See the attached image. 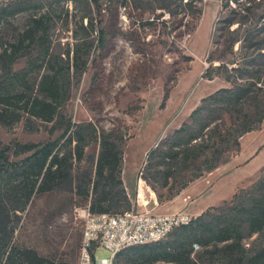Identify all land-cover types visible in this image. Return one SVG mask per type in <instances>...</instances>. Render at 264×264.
<instances>
[{
	"label": "rangeland",
	"instance_id": "374dc122",
	"mask_svg": "<svg viewBox=\"0 0 264 264\" xmlns=\"http://www.w3.org/2000/svg\"><path fill=\"white\" fill-rule=\"evenodd\" d=\"M14 1L17 0H0V6ZM186 1L179 2L177 16L157 10L156 16L161 18L155 20L154 25L146 26L142 23L153 20L154 15L146 12L141 19L140 10L135 8L136 4L141 5L138 0L127 7L119 5L110 51L102 54L95 42L87 66L77 75L74 69L75 48L89 45V41L97 36L84 19L89 13L88 4L85 0H45L38 13L48 12L54 20L51 38L55 66L61 72L65 87L71 84L70 98L53 122L23 114L21 120L13 125L0 123V147L11 146V159L20 160L26 154H16L15 144H41L56 140L71 120L74 124L71 132L77 131L78 134L76 141L66 148L75 149L86 143L85 155L81 162L74 161L73 189L63 186L37 193L28 209L20 213L14 237L16 245L33 248L57 262L78 264L85 225L82 211L90 206L92 196L79 195L77 187L80 185L82 190H92L85 175H95L104 134L115 141L123 153L122 178L132 203L128 211L143 210L138 204L141 179L145 182L144 190L148 197L155 196L159 203L154 212H186L197 217L192 207L198 196L207 194L212 197L205 210L221 207L232 200L234 194H230L233 190L237 192L249 187L264 172V165L246 164L252 150L264 141L263 124L259 130L241 138L240 149L224 154L217 169L195 179L183 189L186 179L200 172L205 157L217 149L221 139L210 130L204 143L208 148L203 152L196 151L199 157L192 158L185 166V147L171 150L173 135L189 120L204 97L221 88L232 87L223 76H216L213 80L204 76L210 65L220 63L217 59L209 62L210 55L237 61L233 66L239 64L243 68L260 70L264 82V0H198L196 6L201 14L196 17L185 14ZM36 11L20 12L1 24L0 43L6 46L18 42L28 27L30 16ZM234 40L236 43L231 52L229 47ZM24 65L23 60L16 69ZM167 91L170 97L162 107ZM256 107L264 109V92L255 105L251 104L245 110L255 111ZM242 119V112L224 114L219 122L220 130L229 131ZM64 142L65 139L62 144ZM157 147L164 151L162 154L183 152L176 158H164L158 154L149 164L150 153ZM262 157L264 160V151ZM161 161L163 164L159 167L157 163ZM156 169L173 174L167 186L164 180L156 178ZM258 170L261 173H257ZM193 185L197 197L187 194V189ZM135 192L136 197H133ZM178 196L180 201L175 200ZM113 211L127 210L120 207ZM172 239L170 235L164 242ZM263 242L259 234L244 240L251 253L258 250ZM221 246L215 254L196 253L194 261L197 264H228ZM110 255L104 248L97 252L98 258Z\"/></svg>",
	"mask_w": 264,
	"mask_h": 264
},
{
	"label": "trees",
	"instance_id": "16d2710c",
	"mask_svg": "<svg viewBox=\"0 0 264 264\" xmlns=\"http://www.w3.org/2000/svg\"><path fill=\"white\" fill-rule=\"evenodd\" d=\"M89 13L84 16L89 29L97 36L74 50V69L79 75L87 66L93 54V45L97 42V50L102 54L110 51L115 38L114 28L119 18L118 7H127L136 0H85ZM198 0H187L184 4L185 14L196 17L201 14L196 6ZM45 0H17L0 6V25L10 17L23 11L36 9L29 18V24L18 42L4 45L0 43V123L13 125L26 114L31 118H39L53 122L61 113V108L69 100L71 84L64 85L61 72L57 70L56 56L53 53L51 30L54 20L51 15L38 13ZM141 19L146 12H152L153 20L142 25H154L157 10H164L172 17L178 15L179 2L184 0H138ZM182 4V3H181ZM190 33V32H189ZM236 40L230 44L231 52ZM219 60L218 65H210L204 76L213 80L223 76L232 87L221 88L204 97L201 104L193 110L189 120L175 131L173 148L185 147L183 152L185 166L192 158H198L196 151L203 152L210 130L220 136L217 149L206 156L199 173L186 179L183 189L195 179L208 172H213L222 163V156L229 151L241 147V138L247 133L259 130L264 124V109L256 107L255 111H246L247 106L255 105L264 92V82L260 70L243 68L237 61H227L214 54L209 62ZM24 67L16 69L21 61ZM170 97L165 94L162 107ZM242 112L243 119L229 131H221L219 122L224 114ZM74 124L68 121L65 132L60 138L45 143L15 144L16 154H26L20 160L10 157L11 146L0 147V264H71L57 262L55 259L41 255L37 250L14 242L20 213H24L35 194L46 193L55 189L74 188V161L81 162L85 155L86 143L67 149L76 141L77 131L71 132ZM65 142L62 144V141ZM79 140H81L79 138ZM201 141H204L203 143ZM102 151L97 161L95 175H85L92 190H82L78 185V194L87 198L92 196L90 209L94 213H119L113 209L132 208L122 178L123 153L115 141L105 134L101 140ZM161 148L154 149L149 156V164L156 155L178 157L182 152L173 155ZM163 161L157 163L162 167ZM157 166V167H158ZM150 167H155L150 165ZM158 167V168H159ZM186 168V167H185ZM261 173V172H260ZM157 179L164 180L165 186L173 177L170 171L156 169ZM174 196V195H172ZM136 197V192L133 194ZM125 211V212H127ZM259 234L264 241V172L252 185L241 188L234 193L232 200L221 207H210L198 215L188 225L177 228L171 235V241L130 246L118 253L117 264H197L193 256L196 253H216L221 251L227 257L228 264H264V242L261 247L251 253L244 244L248 236ZM200 246L201 251L194 245ZM214 247V250H210Z\"/></svg>",
	"mask_w": 264,
	"mask_h": 264
},
{
	"label": "built area",
	"instance_id": "2783aa9c",
	"mask_svg": "<svg viewBox=\"0 0 264 264\" xmlns=\"http://www.w3.org/2000/svg\"><path fill=\"white\" fill-rule=\"evenodd\" d=\"M141 179L138 204L143 210L119 213H94L90 206L82 211L85 225L78 264H116L117 255L130 246L165 241L179 227L188 225L196 217L190 213H156L149 208L157 205L155 196L148 197ZM195 249L200 248L194 245ZM104 248L111 255L98 258L97 252Z\"/></svg>",
	"mask_w": 264,
	"mask_h": 264
},
{
	"label": "crops",
	"instance_id": "0c3cea01",
	"mask_svg": "<svg viewBox=\"0 0 264 264\" xmlns=\"http://www.w3.org/2000/svg\"><path fill=\"white\" fill-rule=\"evenodd\" d=\"M263 151H264V141L263 142H261L258 146H256L253 150H252V152H251V154H250V156L247 158V160H246V164L247 165H249V164H253L254 166H258V165H260V166H258V167H262L261 165H264V164H262V162L264 163V160H262V156H263ZM240 154V153H239ZM238 154V155H239ZM237 155V156H238ZM262 160V161H261ZM260 162V163H259ZM261 172V170H258L257 171V173H260ZM201 182L199 181V184H200ZM194 188H195V186L193 185V186H191V187H189L188 189H187V194H189L190 196L191 195H195L196 196V193L197 192H195L194 191ZM200 188V187H199ZM200 189H202V188H200ZM199 189V190H200ZM202 191V190H201ZM186 192V191H185ZM235 193V191L233 190L232 192H231V194L230 195H233ZM181 196V195H180ZM180 196H178L175 200H179L180 201ZM197 197V196H196ZM211 201H212V197H209V195H207V194H201L200 196H198L196 199H195V205L192 207V210L193 211H195V213H196V216H198L197 214H202V212L205 210V208L211 203ZM158 205H159V203H158ZM158 205H156L155 203H154V201L151 203V205H150V208L152 209V210H155L156 209V206H158ZM201 209V210H200ZM200 210V211H199ZM175 213V212H174ZM166 214H168V213H166Z\"/></svg>",
	"mask_w": 264,
	"mask_h": 264
}]
</instances>
